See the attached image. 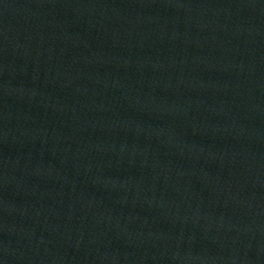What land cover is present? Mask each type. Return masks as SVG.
Wrapping results in <instances>:
<instances>
[{
    "label": "water",
    "instance_id": "obj_1",
    "mask_svg": "<svg viewBox=\"0 0 264 264\" xmlns=\"http://www.w3.org/2000/svg\"><path fill=\"white\" fill-rule=\"evenodd\" d=\"M0 264H264V0H0Z\"/></svg>",
    "mask_w": 264,
    "mask_h": 264
}]
</instances>
